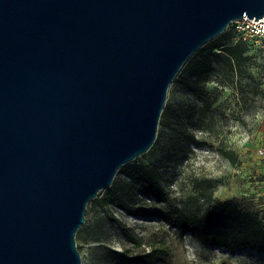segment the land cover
Wrapping results in <instances>:
<instances>
[{"label":"water","instance_id":"obj_1","mask_svg":"<svg viewBox=\"0 0 264 264\" xmlns=\"http://www.w3.org/2000/svg\"><path fill=\"white\" fill-rule=\"evenodd\" d=\"M264 0H0V264H81L86 207L158 135L185 61Z\"/></svg>","mask_w":264,"mask_h":264},{"label":"rangeland","instance_id":"obj_2","mask_svg":"<svg viewBox=\"0 0 264 264\" xmlns=\"http://www.w3.org/2000/svg\"><path fill=\"white\" fill-rule=\"evenodd\" d=\"M231 30L229 25L186 60L168 88L155 142L124 163L113 179L121 187L128 171L155 167L164 198L156 200L137 188L130 194L112 186L101 189L100 196H125L132 207L150 214L131 215L114 204L89 202L75 235L81 264H264V252L254 248L263 238H247L251 244L230 249L181 234L172 222L228 200L264 229V46L250 38L252 44L244 46L249 58L240 65L214 56L213 51L223 54L216 43L238 40ZM194 61L209 62L206 76L187 67ZM110 216L140 243L128 242ZM151 246L159 250L154 260L132 259Z\"/></svg>","mask_w":264,"mask_h":264},{"label":"trees","instance_id":"obj_3","mask_svg":"<svg viewBox=\"0 0 264 264\" xmlns=\"http://www.w3.org/2000/svg\"><path fill=\"white\" fill-rule=\"evenodd\" d=\"M232 31V30H231ZM233 33V31H232ZM223 35L222 33H220ZM235 34L233 33V36ZM235 43H216L220 51L223 53L220 55L218 52L213 51V55L216 57L223 56L236 65H240L248 60V55L244 46H249V41L242 39L235 40ZM201 50V47L196 51ZM188 63V62H187ZM186 61L183 65L187 64ZM188 68L194 69V73L198 76H206L209 72V62L207 61H194L188 64ZM185 84L186 81H183ZM129 177L128 181L121 183V187L116 185V182L112 181V187L114 191H125V193H131L133 189H140L147 194H150L156 200H162L164 198V187L160 183V173L152 166L141 165L136 170H130L127 172ZM95 202L99 206L104 207L106 204H114L121 208L125 213L131 215L146 216L150 213L141 208L135 209L130 205L127 197L118 198L113 192L105 197L98 195L89 202ZM88 202V203H89ZM166 220H170L167 215H162ZM112 222H116L120 227L124 237L131 244H139L140 239L129 232L125 225H123L114 216H110ZM257 218L254 215L241 212L236 206L232 205L230 201H216L212 206H208L201 214L193 217H179L175 219L173 224L176 226L181 234H190L194 239L201 242L223 246L225 248L234 249L240 246H245L249 243H245L247 238H263L264 229L260 227L257 222ZM256 224V225H255ZM219 226V227H217ZM254 248L264 252V240L256 242ZM158 249L150 247L147 250H143L138 254H135L132 259L135 261H151L157 257ZM112 252L111 255H114ZM104 264H112V262L106 260Z\"/></svg>","mask_w":264,"mask_h":264},{"label":"built area","instance_id":"obj_4","mask_svg":"<svg viewBox=\"0 0 264 264\" xmlns=\"http://www.w3.org/2000/svg\"><path fill=\"white\" fill-rule=\"evenodd\" d=\"M229 25L238 39L251 41L250 38H253L255 42L264 46V16L257 21L248 17L238 18L231 21ZM258 152L262 154V148H258Z\"/></svg>","mask_w":264,"mask_h":264}]
</instances>
